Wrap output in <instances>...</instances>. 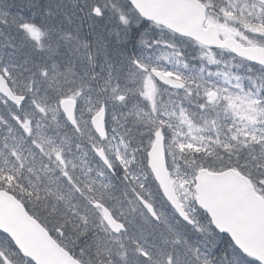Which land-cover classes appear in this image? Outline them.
<instances>
[{
	"label": "snow or ice",
	"instance_id": "obj_1",
	"mask_svg": "<svg viewBox=\"0 0 264 264\" xmlns=\"http://www.w3.org/2000/svg\"><path fill=\"white\" fill-rule=\"evenodd\" d=\"M0 264H264V0H0Z\"/></svg>",
	"mask_w": 264,
	"mask_h": 264
}]
</instances>
